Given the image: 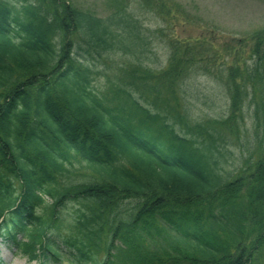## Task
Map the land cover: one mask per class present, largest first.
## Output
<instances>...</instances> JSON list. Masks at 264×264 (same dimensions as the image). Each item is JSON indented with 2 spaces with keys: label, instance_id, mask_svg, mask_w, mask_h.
<instances>
[{
  "label": "trees",
  "instance_id": "trees-1",
  "mask_svg": "<svg viewBox=\"0 0 264 264\" xmlns=\"http://www.w3.org/2000/svg\"><path fill=\"white\" fill-rule=\"evenodd\" d=\"M252 41L253 63L226 69L228 114L203 121L184 98L200 39L168 41L164 91L135 74L98 89L103 51L144 66L132 14L0 0V238L38 264H264V149L234 171L225 160L247 98L264 120V30Z\"/></svg>",
  "mask_w": 264,
  "mask_h": 264
},
{
  "label": "rangeland",
  "instance_id": "rangeland-1",
  "mask_svg": "<svg viewBox=\"0 0 264 264\" xmlns=\"http://www.w3.org/2000/svg\"><path fill=\"white\" fill-rule=\"evenodd\" d=\"M10 1L18 3V0ZM68 1L76 8L102 18L126 9L138 20L148 37L147 59L141 62L144 66L127 49L103 51L97 57L95 65L98 73L93 78V86L98 89L104 88L110 79L115 80L118 76L128 78L135 74L136 81L148 82L164 91L167 86L154 74L166 66L168 41H178L185 48L182 43L200 39L202 45L191 47L203 57L199 69L184 81L185 87L191 85L193 89L192 95L184 98L189 103L192 116L203 121H218L228 114L230 96L226 87V69L228 65L243 68L253 63L250 55L253 36L264 30V0ZM242 77L238 79L240 83ZM249 101L250 98H247L244 103L240 132L232 133L233 139L226 147V165L232 171L245 166L248 158L254 160L259 149H264V120L257 124L253 115L254 106ZM73 164L77 171L71 176L84 180L88 170H79L77 159H73ZM76 209L74 203H69L63 214H72ZM163 229L161 241L171 239L169 230ZM97 258L104 260L106 253L100 251ZM120 263L116 256L111 257L110 264ZM0 264L38 263L20 255L16 248L0 238ZM60 264H67V260L63 258Z\"/></svg>",
  "mask_w": 264,
  "mask_h": 264
}]
</instances>
